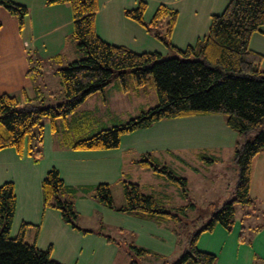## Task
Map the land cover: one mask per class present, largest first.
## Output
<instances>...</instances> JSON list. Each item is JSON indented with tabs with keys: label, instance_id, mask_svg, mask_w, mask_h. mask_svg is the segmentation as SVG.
<instances>
[{
	"label": "crops",
	"instance_id": "0c3cea01",
	"mask_svg": "<svg viewBox=\"0 0 264 264\" xmlns=\"http://www.w3.org/2000/svg\"><path fill=\"white\" fill-rule=\"evenodd\" d=\"M18 1L27 6V14L34 8L37 22L50 31L57 30L64 17L71 24V8L67 2ZM137 1L98 0L94 17L96 33L107 42L122 44L137 52L158 51L171 55L167 47L148 33L143 25L124 14V9L134 7ZM145 1V20L152 16L160 3L177 10L170 40L179 48L194 44L202 37L208 29L211 14L221 12L228 3V0ZM58 15L61 17L58 18ZM66 37L71 38L70 32H66ZM35 38H32L33 43H18L29 45L26 54L16 53L17 45L12 43L13 51L0 56V92L19 95L25 90L28 96L33 97L40 91L45 101H54L60 97V80L56 89L45 88L42 83L39 77L41 59L35 55ZM249 47L262 54L261 66L264 69V24L259 31L251 34ZM77 50L80 49L77 47ZM56 58L60 61L61 54H57ZM30 62L35 64L28 65ZM29 68L31 70L27 72ZM152 87V84L135 86L127 74L126 88L123 89L120 80L113 78L102 90L88 95L66 117L56 118L55 130L46 119L41 156L37 161L27 154L19 156L11 147L0 149V183L12 181L15 190L12 235L17 233L22 222L29 223L25 227V239L35 241L40 248L50 245L51 256L63 264H128L125 242L130 241L157 253L158 257L154 254L148 256L160 260L158 264L164 259H175L180 254L182 249L172 231V220L159 221L143 214L108 208L91 196L92 187L98 182L109 183L116 205L123 202L122 180H129L138 183L144 193L152 195L168 209L189 202L192 206L187 210L197 205L208 207L211 202L218 206L224 199L233 196L237 176L233 150L245 139L226 125L222 114L163 118L121 134L119 145L115 148L70 147L74 140L123 122L154 105L157 99ZM145 152L185 178L186 196L177 183L138 161ZM52 166L58 169L65 183L76 188L77 223L93 232L83 233L73 229L62 220L58 210L50 207L43 209L40 182ZM115 192H119L116 197ZM249 195L254 203L251 208L247 206L243 214L261 218L258 224L245 225L241 214L237 218L235 214L231 230L217 223L212 230L203 231L197 237V248L213 253L215 264H264V148L253 160ZM257 225L262 227L254 232ZM241 226L242 240L239 238ZM108 229H112L113 235L106 232ZM96 230L118 242L107 241ZM120 255L123 256L121 260Z\"/></svg>",
	"mask_w": 264,
	"mask_h": 264
},
{
	"label": "trees",
	"instance_id": "16d2710c",
	"mask_svg": "<svg viewBox=\"0 0 264 264\" xmlns=\"http://www.w3.org/2000/svg\"><path fill=\"white\" fill-rule=\"evenodd\" d=\"M46 2L69 3L72 15L70 37L83 50L84 56L55 69L61 89L60 97L54 101H45L40 91L33 97L28 96L25 90L19 95L0 92V149L11 147L19 156L27 154L34 161L39 160L43 119H49L51 128L55 130L56 118L66 117L88 95L102 90L113 78L119 79L125 89L127 74L135 86L152 84L156 103L123 122L74 140L70 147L115 148L119 145L121 134L163 118L222 114L226 125L245 137L233 150L237 168L233 196L224 199L218 206L209 203L206 220L188 231L185 247L180 254L175 259H164L159 263L215 264L216 256L213 253L197 248V237L203 231L212 230L217 223L231 230L236 204L252 207L254 203L249 195V184L253 160L264 148V69L261 66L262 54L249 47V38L264 24V0H228L221 12L211 14L206 33L194 44L184 48L175 46L170 40L177 19L176 9L160 3L148 20L143 17L147 6L145 0H138L134 7L124 9L127 17L143 25L148 33L167 47L171 55H163L158 51L137 52L125 45L103 40L94 27L98 0ZM0 4L17 16L21 27L28 11L27 6L13 0H0ZM251 131L254 134L248 139ZM138 161L177 183L186 196V180L183 176L160 164L149 152L142 153ZM40 186L43 209L50 207L58 210L62 220L73 229L83 233L93 232L77 223L76 188L65 183L56 167L46 170ZM122 191L123 202L120 205L115 204L107 182L93 185L91 196L114 210L143 214L159 221L172 220L176 241L181 242L178 227L183 225L182 220L187 208L192 206L191 202L168 209L152 195L144 193L138 183L129 180H122ZM14 211V184L9 180L4 181L0 183V264H63L51 256L50 245L40 248L35 241L25 239L24 231L29 223L22 222L16 234L10 233ZM201 217L196 215L192 221L198 222ZM261 227L254 226V232ZM241 228L239 238L242 240ZM96 232L104 235L107 241L118 242L100 230ZM125 244L127 250L135 255L159 256L133 241ZM134 262L130 260L128 264Z\"/></svg>",
	"mask_w": 264,
	"mask_h": 264
},
{
	"label": "rangeland",
	"instance_id": "374dc122",
	"mask_svg": "<svg viewBox=\"0 0 264 264\" xmlns=\"http://www.w3.org/2000/svg\"><path fill=\"white\" fill-rule=\"evenodd\" d=\"M15 2L20 3L18 0H13ZM23 2H29L28 0H23ZM23 4V3H22ZM54 16L56 14L54 13ZM61 16L58 15V18ZM68 18L61 19V26L57 30L50 31L47 27H42L40 22H37L35 16V9H31L29 14L26 13L23 19V23L21 27L19 26V20L16 15L11 14L4 6L0 4V56H6L10 51H13L12 43H16L17 49L16 53L18 54H26L29 45L23 46L18 43H33L32 38H35L34 43H36L37 50L36 56L41 59L40 63V74L42 83H44L45 88L56 89L59 85L58 80L59 76L56 72V68L59 66H65L68 62L74 60L75 58H79V56H84L83 50H77L76 41L72 38L66 37V32H70L71 24L66 21ZM15 50V49H14ZM57 54H61L60 61L56 58ZM55 55V56H54ZM35 63L30 62L28 65H33ZM153 88V87H152ZM154 90V89H153ZM148 98V96H146ZM58 118L57 120H60ZM46 120L43 119V122ZM264 125V123H263ZM68 129V127H66ZM254 131H251L247 138H252ZM119 195V192H115L114 196ZM122 195V193H120ZM247 210V206L244 204H236L235 212L236 218L241 214V218H243V223L245 225H255L258 224L261 220L259 217L248 216L243 214V212ZM208 212L207 207L197 205L193 209H188L186 211V216H184L182 220V226L178 227L179 236L181 238L180 248H182L185 240L188 236V231L198 227L204 220H206V213ZM196 215H202L201 219L198 222H193V218ZM234 224V223H233ZM112 229L106 230L109 234H112ZM126 259L128 263L130 260H135L133 264H156L160 260H156V258L148 255H135L134 252H128ZM123 258L120 255V260ZM158 264V263H157Z\"/></svg>",
	"mask_w": 264,
	"mask_h": 264
}]
</instances>
